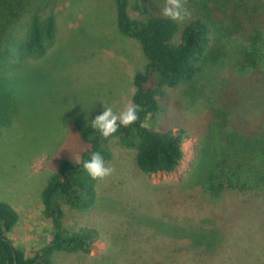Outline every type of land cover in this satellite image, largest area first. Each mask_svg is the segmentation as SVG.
Segmentation results:
<instances>
[{"label":"rangeland","instance_id":"rangeland-1","mask_svg":"<svg viewBox=\"0 0 264 264\" xmlns=\"http://www.w3.org/2000/svg\"><path fill=\"white\" fill-rule=\"evenodd\" d=\"M20 3L19 18L4 27L10 44L26 38L33 15L41 21L52 15L56 23L43 57L20 59L15 47L13 59L0 57V82L17 103L12 119L0 129V202L13 205L19 216L6 236L33 258L51 239L41 190L62 160L78 162L89 148L74 123L92 122L103 106L122 111L134 92L133 76L147 60L139 43L117 29L113 0ZM164 5L165 0H128V14L135 20L164 17ZM187 21L175 22L183 27ZM161 108L144 125L156 132H185L180 166L170 174L146 176L135 166V150L111 139V158L105 163L115 171L97 180L93 207L80 211L60 203L63 227L69 232L94 229L97 241L90 255L54 253L53 264H264V202L260 217L254 203L238 213L246 195L226 192L211 201L190 178L213 112L226 111L229 123L248 134L264 125V69L236 74L228 65L206 66L193 83L168 89ZM249 221L261 222L263 229ZM200 230L210 231L201 247L177 237ZM224 231L243 234L240 248L222 242Z\"/></svg>","mask_w":264,"mask_h":264},{"label":"trees","instance_id":"trees-1","mask_svg":"<svg viewBox=\"0 0 264 264\" xmlns=\"http://www.w3.org/2000/svg\"><path fill=\"white\" fill-rule=\"evenodd\" d=\"M113 4L117 29L139 43L147 60L144 70L135 73L132 80L131 102L140 106L139 119L128 127H119L117 133L108 138L94 130L91 121L74 123L80 141L89 148L78 162L62 160L40 193L43 215L51 222V239L33 258H27L6 236L19 216L10 205L0 202V264H53L52 255L56 252L90 255L98 233L87 227L72 232L66 230L60 203L80 211L93 207L97 180L83 168L91 154L98 152L105 162L110 160L108 144L116 139L124 148L135 150V166L142 174L173 173L184 157L185 132L170 129L156 132L144 125L148 117L162 110L167 90L193 83L206 66L228 65L236 74L264 69V0H187L189 16L183 27L159 16L132 19L128 14V0H113ZM20 5V0H0V57L13 59L12 48L15 47L20 59L41 58L55 36L56 23L52 15L43 21L33 15L26 38L18 45L10 44L3 37L6 23L19 18ZM16 109L15 99L0 82V129L10 122ZM228 115L223 110L212 113L205 144L192 165L190 178L211 201L219 200L226 192L246 195L247 199L236 210L246 213V203H254L259 205L256 215L260 217L264 202V125L248 134L231 125ZM260 223L249 221V226L263 229ZM209 233L207 230L181 232L177 237L187 238L192 245L201 247L209 239ZM223 233L226 235L222 242H231L240 248L243 234ZM218 236L221 240V233ZM213 238L217 243L216 235ZM212 241L207 243L209 251Z\"/></svg>","mask_w":264,"mask_h":264},{"label":"clouds","instance_id":"clouds-1","mask_svg":"<svg viewBox=\"0 0 264 264\" xmlns=\"http://www.w3.org/2000/svg\"><path fill=\"white\" fill-rule=\"evenodd\" d=\"M187 0H165V5L161 14L173 21L182 22L189 16L186 7ZM140 106L131 101L120 112H115L112 107L103 106V111L91 122V126L99 134L108 138L117 133L119 127H128L138 119ZM84 170L93 180H104L111 176L115 169L107 166L103 156L98 153H92L90 158L83 163Z\"/></svg>","mask_w":264,"mask_h":264},{"label":"crops","instance_id":"crops-1","mask_svg":"<svg viewBox=\"0 0 264 264\" xmlns=\"http://www.w3.org/2000/svg\"><path fill=\"white\" fill-rule=\"evenodd\" d=\"M9 205V204H8ZM13 209H14V207H13V205H10ZM15 210V209H14Z\"/></svg>","mask_w":264,"mask_h":264}]
</instances>
